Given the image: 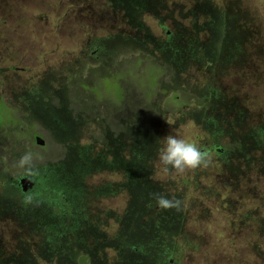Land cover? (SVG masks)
<instances>
[{
    "label": "rangeland",
    "instance_id": "rangeland-1",
    "mask_svg": "<svg viewBox=\"0 0 264 264\" xmlns=\"http://www.w3.org/2000/svg\"><path fill=\"white\" fill-rule=\"evenodd\" d=\"M5 106L21 130L0 125V264H264V148L239 144L264 125V0H0ZM170 134L221 150L164 171ZM28 151L31 203L12 186ZM135 225L189 245L127 263Z\"/></svg>",
    "mask_w": 264,
    "mask_h": 264
},
{
    "label": "trees",
    "instance_id": "trees-1",
    "mask_svg": "<svg viewBox=\"0 0 264 264\" xmlns=\"http://www.w3.org/2000/svg\"><path fill=\"white\" fill-rule=\"evenodd\" d=\"M233 46L237 47V43L235 42V37L233 38ZM238 52H239V49H238ZM257 52H258V49H256V51H254L253 53H257ZM141 80H142L143 84L146 83L145 79L142 78ZM207 91L209 92L210 89H208ZM229 102L230 103H228V104L230 106H232L235 110V112L233 113L234 116L237 118H240V119L242 117V124H240L239 127L241 128V130H243L246 126L244 123H247V121L250 120V116H249L248 112H246V111H244V112L240 111L241 113H238V114L236 113L237 111L240 110V105H239L238 101H236L234 99H229ZM235 121H236V119H235ZM0 125H1V127H5L8 129L11 128V129L17 130L18 132L21 130V121H20L19 116L14 115V113H12V111L7 106L2 107L0 110ZM257 125H258L257 128L250 129L248 131L249 133H248L247 137L249 138L248 140H249V143L251 144V146L247 145L249 143H248L247 139H245V138H241L242 141L239 142L240 146L242 147L241 152H240L242 156L244 155L245 157H252L251 152H250L251 149L254 150V149L264 148V125L261 123H258ZM232 134L234 137L237 136L236 133H231V136H232ZM249 153H250V156L248 155ZM18 161L19 160H17L14 164L17 167V170L20 169L17 166ZM255 162H257L259 167L264 165V160H262V159H256ZM222 165H224V163ZM224 171H226V168H224ZM231 171L232 170H229V169L227 170L228 173ZM44 177H45L46 181H48V182L51 181L50 178L45 176V174H44ZM234 179H235V177L232 178V180H234ZM13 182L15 183L16 181H13ZM12 186L17 191L21 190V188L18 185V182L13 184ZM174 210H176V209H174ZM1 223H3V222H0V224ZM182 228L183 227L181 226V229ZM145 230H147V231H145ZM150 231H151V229L148 227H145V226H143V227L138 226L137 227L135 225L134 229L132 231L127 232L128 238L126 240H124V242L122 243V244H126L125 249H124V251L127 253L125 256V260H126L125 262L128 263V261H129L128 255L132 254V253H135L136 255L146 254L147 257H149L148 259L150 260V257H151V259H158L157 255H159L160 250L165 248V250L167 251V246H171V248H174V247L180 248L179 243H181V240H179L178 243L176 241H174L175 235L177 237L181 236L182 244H184V245L188 244L189 245V241L186 238V235L184 234V232L174 230V231H171V237H173L172 241L168 240V241H165V243H163L161 236H155L151 240L150 246H148V245H146L147 241H146L145 236H147L148 238L153 237V234ZM185 239L187 240L186 244L184 243ZM149 240H150V238H149ZM152 241H154V242L152 243ZM153 249H157V251L155 252ZM136 263H138L137 260H136ZM164 264H170V262L166 261V263L164 262Z\"/></svg>",
    "mask_w": 264,
    "mask_h": 264
},
{
    "label": "clouds",
    "instance_id": "clouds-1",
    "mask_svg": "<svg viewBox=\"0 0 264 264\" xmlns=\"http://www.w3.org/2000/svg\"><path fill=\"white\" fill-rule=\"evenodd\" d=\"M213 161L211 149L198 147L196 144L174 135H168L163 139V144L158 150V162L164 171L174 172L175 174H186L198 168H207ZM19 168L24 169L25 176L29 181L38 176L39 170L34 164V155L31 151L23 154L19 161ZM157 207L162 210L181 208V200L168 198L162 194L154 193ZM32 195L25 194V203L32 202Z\"/></svg>",
    "mask_w": 264,
    "mask_h": 264
},
{
    "label": "water",
    "instance_id": "water-1",
    "mask_svg": "<svg viewBox=\"0 0 264 264\" xmlns=\"http://www.w3.org/2000/svg\"><path fill=\"white\" fill-rule=\"evenodd\" d=\"M36 142L38 145H45V140L41 136L36 137ZM18 185L21 188V191L26 194V193H31L36 186V181L33 179L32 181H29L27 178L21 177L18 180Z\"/></svg>",
    "mask_w": 264,
    "mask_h": 264
},
{
    "label": "flooded vegetation",
    "instance_id": "flooded-vegetation-1",
    "mask_svg": "<svg viewBox=\"0 0 264 264\" xmlns=\"http://www.w3.org/2000/svg\"><path fill=\"white\" fill-rule=\"evenodd\" d=\"M208 149H211V151H216V153H219L220 152V150L221 149H219V148H208ZM227 169V168H226ZM228 170V169H227ZM46 176V175H45ZM47 177V176H46ZM35 179V181L37 180V178L35 177L34 178ZM38 185V182L36 181V186ZM36 186L34 187V189L36 188Z\"/></svg>",
    "mask_w": 264,
    "mask_h": 264
}]
</instances>
